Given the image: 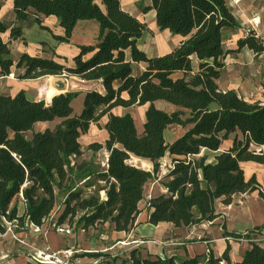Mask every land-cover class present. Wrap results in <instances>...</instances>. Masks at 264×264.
Returning a JSON list of instances; mask_svg holds the SVG:
<instances>
[{
	"label": "trees",
	"instance_id": "obj_1",
	"mask_svg": "<svg viewBox=\"0 0 264 264\" xmlns=\"http://www.w3.org/2000/svg\"><path fill=\"white\" fill-rule=\"evenodd\" d=\"M103 3L105 9L96 0H13L19 21L33 17L41 29L51 32L44 20L55 16L64 29L63 35H53L59 42H70L82 20L98 23L96 43L80 45L73 65L28 53L15 60L6 33L20 37L22 27H11L0 18V77L9 76L16 67L22 70L21 80L66 72L97 85L55 94L50 101L31 100L24 90L0 94V232L6 228L5 221L16 222L18 231L26 229L27 223L44 227L56 206L58 188L66 191L60 224L76 222L89 230L108 223L117 232L129 233L141 213L145 188L159 175L161 159L167 154L172 166L162 183L166 192L148 202L152 212L147 222L153 225L213 222L220 216L216 201L230 205L242 193L258 190L264 199L256 176L248 179L242 166L247 161L264 164V153L251 149L252 144L264 145V103L246 100L234 89L222 90L218 83L225 57L232 52L225 47L223 33L240 27L229 0H140L143 13L155 12L160 31L182 38L170 51L152 56L139 45L147 24L124 9L121 0ZM244 47L257 55L264 53L263 39L254 31L238 39L237 50ZM141 63L144 69L137 67ZM81 95L83 108L77 113L73 102ZM157 101L176 109H161ZM146 104L141 133L130 111L113 112L117 107ZM104 117L107 139L88 145L93 152L103 148L109 152L106 169L99 170L93 161H79L85 152L80 138ZM55 120L59 121L53 128L35 130L37 123ZM172 125L186 131L169 143L165 132ZM229 139L232 147L220 151ZM131 155L150 159L153 169L135 166L129 162ZM75 178L81 187L72 182ZM101 192L106 193L104 199ZM223 229L226 236L251 242L237 264H264V246L253 241L249 232L228 231L225 225ZM230 246L221 256L209 250L186 258L143 255L133 249L127 258L115 257L102 264H234Z\"/></svg>",
	"mask_w": 264,
	"mask_h": 264
},
{
	"label": "rangeland",
	"instance_id": "obj_2",
	"mask_svg": "<svg viewBox=\"0 0 264 264\" xmlns=\"http://www.w3.org/2000/svg\"><path fill=\"white\" fill-rule=\"evenodd\" d=\"M140 0H121V4L124 9L128 10L132 14L136 15L141 21L147 24V30L143 33L142 38L140 39L139 45L144 50L150 49L155 51V53H160L173 48L177 44V38L169 34L166 31H160L155 22V14L153 10H150L147 13H143L139 8ZM96 2L101 6L102 9H105L103 0H96ZM148 3V0H146ZM232 7V6H231ZM258 9L262 8V5L259 3L257 5ZM233 11L234 8L232 7ZM92 23H96L92 21ZM97 24V23H96ZM98 25V24H97ZM261 28H264V20L261 22ZM259 28V31L262 30ZM240 30V29H239ZM229 31V30H228ZM227 29L224 31V44L225 46H233V44L240 37V32L238 30H231L228 32ZM79 34V33H77ZM264 36V32L262 33ZM51 55V53L49 54ZM64 63L70 65L69 61H64ZM21 73L20 69H17L13 78H0V92L3 93H14L21 86L27 87V90L30 95L35 96L40 99H45L50 101L53 95L65 92L68 90H82L86 91L91 89V86L83 83L79 78L74 76H69L66 72L59 76L44 77L40 80L34 82L33 85L28 87L29 83L21 84L22 80L18 78V74ZM59 82L65 83V88L60 89L58 86ZM53 89L50 99L43 93L42 88ZM73 106L75 111L78 113L83 108V96L78 97L74 102ZM158 107L167 111H171V104H168L164 101L158 103ZM130 109H125L129 111ZM131 111V110H130ZM117 112H124L123 109L117 110ZM123 114V113H117ZM135 118L136 126L138 131L142 132L144 129L145 116H142V113H132ZM59 120L48 121V122H39L35 126V130L43 131L46 128H53ZM107 121V117L101 119L98 123H93L90 126L89 131L82 135L80 142L85 150L84 155L81 156L79 161H93L94 167L99 170L106 169V158H105V149L98 152H93L88 149V145L92 142L104 143L108 137L107 131L104 128V124ZM186 129L179 125H172L166 131V139L168 142L176 139L181 136ZM213 156V153H211ZM212 159V157H211ZM129 162H137L133 157ZM162 165L160 167L159 175L157 178H154L149 181L145 188V198L139 204L141 213L137 219L138 227L148 225V214H149V205L148 202L151 197L163 193V181L166 180L164 175L168 172L169 168L172 166V161L167 156L161 159ZM247 167V166H246ZM153 168H151L152 170ZM75 185L81 187L83 184L79 179H73ZM102 185L103 182H100ZM87 191H91L87 189ZM57 194V203L56 206L49 217L47 224L44 226L43 231L48 233L50 237L54 239L57 237L61 241L60 248L74 247L75 250L79 251L78 255L88 256L89 258L96 257L92 253L98 252L101 253L100 256H103L104 259L115 258H127L130 256V252L133 249H140L143 255H152L161 253L162 255H172L176 253L173 249L182 248L186 252L192 251V254L200 253L201 249L199 246L201 243L206 242L208 250L205 253H208L211 250L216 256H221L225 251L228 244H230V255L234 264H237V261L240 260L241 255L246 248L251 246V242L248 239H235L233 238L229 242L226 240L224 242L221 240L224 236L223 223H225V218L221 217L217 222H204L201 224H196L192 226H182L181 228L173 227L172 225L165 226L164 229H158L156 235H149L148 231H143L139 233H134V235L124 232H115L114 228L110 224H98L94 228L87 230L86 232L81 231V227L75 222L74 225L70 226L72 228L71 233L58 232L53 229L51 223L53 219H58L64 209V201L66 197L65 190H59L56 188ZM104 192H101V197L105 198ZM238 196L234 199L236 201ZM17 202L19 203L20 213L24 211V204L21 201V196L17 197ZM219 204V203H218ZM220 206V205H218ZM77 221V220H76ZM164 227V226H163ZM19 237L30 241L36 246L43 245L46 242L44 240V232L42 235H33L30 232V228L19 230ZM251 234L252 240L256 241L264 246V226L258 228H250L249 230L242 231L243 234ZM1 233V232H0ZM246 241H245V240ZM244 240V241H243ZM178 243H182L178 245ZM48 244V243H47ZM195 244L191 248V246ZM59 249V248H58ZM160 254V255H161ZM23 255L24 258L29 261L28 250L26 246L22 245L19 241L14 240L12 237L4 236L0 237V264H9L7 261H11L14 257ZM115 255V257H113ZM30 263V262H29ZM32 264V263H31Z\"/></svg>",
	"mask_w": 264,
	"mask_h": 264
},
{
	"label": "crops",
	"instance_id": "obj_3",
	"mask_svg": "<svg viewBox=\"0 0 264 264\" xmlns=\"http://www.w3.org/2000/svg\"><path fill=\"white\" fill-rule=\"evenodd\" d=\"M1 1H2V8L0 11V18L3 19L5 22H7L9 25H11V27L18 26V25L22 27L23 34L20 37L13 38V37H10L9 32L6 33V39L9 40V46L11 49V53L15 60H18L19 57L23 53H28L31 56H41V57L53 58L60 63H64V61H69L70 65H73V58L78 54L80 45H89V44L96 43V39L98 36V31H99V25H97L98 23L95 20L80 21L77 24L76 28L74 29L70 42H59L54 39L53 35H63L64 29L60 26L59 21L55 16L47 17L44 20V23L48 27H50L51 29V32H50L48 30L41 29L38 26V24L34 22L33 17H30L29 19L25 21H19L13 9V0H1ZM259 3L262 5L261 9L257 8V5ZM233 8L235 10L234 13L237 19L240 21V27L239 28H229L227 29V31L228 30L229 31L238 30L239 32L241 31L239 38L245 37V28H246L245 21H246V18L250 17V15L257 14L260 16L261 22L264 20V0H242L239 7H233ZM92 21H95L97 24L92 23ZM259 28H261V23L257 27V31L260 33V37L263 39V42H264V36H262V33L264 32V28H261L262 33L261 31H259ZM166 32H168L169 34L177 38L178 42L175 46H177L182 40V38L179 35H174L170 33L169 31H166ZM224 38L225 37L223 33V39ZM237 41L233 44V46H225L226 49L231 50L232 52H229L225 57V68H224L221 78L218 80L219 86L222 90H229V89L236 90L237 93L246 100L261 101L264 103V53L257 55L253 50L249 49L248 47H244L241 50H237ZM171 49L172 48H169L168 50L160 52V53H155L154 49L153 51L150 49H146V48L144 50L149 56H152L155 54L162 55L170 51ZM50 53L51 55H49ZM137 67L139 69H144V64L142 63L138 64ZM16 71H17V68L14 67L12 70V73L9 76L0 77V78H8V79L13 78L12 76H14ZM45 77H51V76H45ZM40 79H30V80L24 79L22 80L21 84L24 85L26 83H29L28 84V87H29L33 85L34 82ZM90 86L92 88L97 85L91 84ZM20 90H24L29 99L39 100V98L29 94L26 85L25 86L20 85L19 89L15 91L14 93L7 94V93L0 92V94L15 95ZM161 102L162 101L156 102L157 107H158V103H161ZM147 107H148V104L143 105V106H136V107L130 108L131 111L130 110L129 111L131 113H136V112L142 113V116H145ZM171 107H172V110L176 109V107L173 105H171ZM120 109H123L124 112H117V110H120ZM125 109L126 108H123V107H117L113 110V112L116 114L125 113L126 112ZM139 133L141 132L139 131ZM165 137H166V132H165ZM174 140L170 141L169 143H172ZM230 147H232L231 139L226 140L225 142L222 143L220 147V151L227 150ZM104 149H105V158H106L105 166L107 167V159L109 156V152L107 151L106 148ZM251 149L255 150L256 152L264 153V145L252 144ZM166 156L171 159V157L168 154ZM131 157H134V155H131ZM137 158L140 161H137L136 163L132 162V164H134L135 166L139 168H143L145 170H151V168H153V162L150 159L142 158V157H137ZM144 163L146 165H144ZM242 166L244 168L246 177L249 179L252 176H256L257 181L259 183V186H258L259 189L264 190V164H260V163L253 162V161H247V162H242ZM163 192H166L165 188L163 189ZM104 194L106 195L105 192ZM237 196H238V199L236 201H233V203L230 205L223 204L220 199L216 201V209L220 213V216L217 219H215L212 223L217 222L221 217H223L225 218V223H223L222 225H225L228 231L237 232V233H242V231L246 229L249 230L250 228L263 227L264 226V199L260 197L259 191L255 190V191H251L247 193H242V194L236 195L234 199ZM151 212H152V209H149L148 217ZM137 225L138 223L136 224L135 228L131 232H129V234L134 235V233L148 231L149 235H156L157 230L164 229L166 228L165 226L172 225L173 227H175L174 224L170 222H162V223H159L158 225H153L148 222V225H150V227H146L144 225H141L140 227H138ZM142 227H145V228L142 229ZM176 228H181V227H176ZM226 237L228 236L224 234L221 240L226 242ZM43 242L48 243L53 249H58L62 246L61 241L58 237L57 239L56 238L54 239L53 237H50L48 233L44 234ZM229 242H232V241L230 240ZM181 244L182 243H178V245H181ZM193 246H195V244H193L191 248ZM199 246H201L200 253L198 252L196 254L195 253L192 254V251H190V249L188 252H186L185 249L175 248L173 249V251H175L176 253L172 255H178L184 258L194 257L195 255L203 254L208 250V246L206 242L201 243ZM160 254L155 252V254H152V255H160ZM242 255L240 257V260L237 261V263L241 261ZM161 256H165V255L161 254ZM166 256H171V255H166ZM7 262L8 263L10 262L9 264H31L29 263L30 261H27V259L23 257V255L16 256L11 261H7Z\"/></svg>",
	"mask_w": 264,
	"mask_h": 264
},
{
	"label": "built area",
	"instance_id": "obj_4",
	"mask_svg": "<svg viewBox=\"0 0 264 264\" xmlns=\"http://www.w3.org/2000/svg\"><path fill=\"white\" fill-rule=\"evenodd\" d=\"M242 0H229V4L232 7H239ZM261 23V18L257 14L250 15L249 18H246L245 24V36L249 35L251 32H255L257 36H260V33L257 31V27ZM77 219V218H76ZM6 228L3 232L0 233V237L9 236L14 240L19 241L22 245L26 246L28 250L29 261L32 264H102L104 259L103 256L92 257L78 255L79 251L75 250L74 247H66L53 249L49 244L44 243L43 245L36 246L26 239L19 237V232L17 230L16 222H7L5 221ZM53 229L58 232L71 233L72 228L68 222L59 223L58 219H53L51 223ZM27 228H30V232L33 235H42L44 227H39L33 223H27ZM90 230V229H89ZM82 232H86V229L81 228ZM233 237L228 236L226 240L230 241ZM115 257V255H113ZM108 259H111L108 257ZM221 264H225L221 262Z\"/></svg>",
	"mask_w": 264,
	"mask_h": 264
},
{
	"label": "bare ground",
	"instance_id": "obj_5",
	"mask_svg": "<svg viewBox=\"0 0 264 264\" xmlns=\"http://www.w3.org/2000/svg\"><path fill=\"white\" fill-rule=\"evenodd\" d=\"M43 89V93L50 99L52 93H54V90L53 89H47V88H42ZM135 159V161H140L137 157H133ZM144 165H146L144 163ZM145 228V227H142V229Z\"/></svg>",
	"mask_w": 264,
	"mask_h": 264
},
{
	"label": "water",
	"instance_id": "obj_6",
	"mask_svg": "<svg viewBox=\"0 0 264 264\" xmlns=\"http://www.w3.org/2000/svg\"><path fill=\"white\" fill-rule=\"evenodd\" d=\"M58 86H59L60 89H64L65 88V83L59 82Z\"/></svg>",
	"mask_w": 264,
	"mask_h": 264
}]
</instances>
